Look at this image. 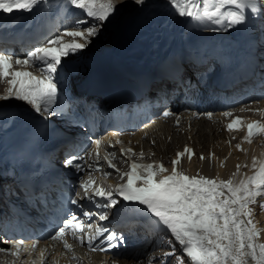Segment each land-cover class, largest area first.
<instances>
[{
  "label": "snow or ice",
  "instance_id": "1",
  "mask_svg": "<svg viewBox=\"0 0 264 264\" xmlns=\"http://www.w3.org/2000/svg\"><path fill=\"white\" fill-rule=\"evenodd\" d=\"M43 2L45 0H0V11L12 13L13 10H23L30 13ZM135 3L142 5L145 0H135ZM70 4L82 10L90 20H76L72 30L65 29L61 35L30 51L24 58L0 53V77H12L7 95L0 96V99L15 98L31 105L37 113L52 112L59 91L56 76L63 62L71 54L85 49L91 42L90 38L98 35L100 28L117 11L116 0H70ZM170 4L181 17L223 25L226 29L245 25L251 14L259 12L264 15V3H258V0H170ZM65 37L72 39L67 41ZM76 38L86 42L80 43ZM13 64L42 66L41 70L46 78H38L29 71H15ZM162 115L169 117L174 114L165 110ZM208 115L211 118V114ZM224 115L233 114L225 112ZM242 126L244 121L236 117L227 125V129L233 131ZM246 127L247 135L244 140L249 144L253 142L254 136L264 135V123L260 121L247 123ZM95 143L99 146L101 141L96 140ZM237 148L243 151L240 145ZM120 152L126 157L133 149H120ZM194 155L193 149L185 147L172 161L170 175H163L169 171L163 164L145 165L133 161L130 170L121 174L122 179L127 177V183L120 184L113 191L95 186V180L90 175L87 181L82 180L80 183V188L84 191V196L80 198L93 201L99 197L104 201L102 207L115 208L120 203L114 198L116 193L123 201L142 206L146 213L170 232L186 253V257L176 258L177 264H183L185 259H189L191 264H249L250 261L264 264V243H258L264 229L257 227L252 218L251 207L257 204V198H264V161L253 157L254 174L234 183L232 178L219 180L199 173L189 176L179 170L184 159L191 162ZM108 156L115 159L116 153L109 152ZM108 156L100 157L97 153L96 159H103L110 168L120 173ZM140 156L143 158L144 153L141 152ZM78 159L83 157H69L65 164L83 171L81 164L74 163ZM200 159L205 157L200 156ZM124 162L128 163L127 159ZM240 167L241 165L236 166L237 172L233 173V177L238 174ZM96 171L101 169L97 168ZM102 175L111 173L102 172ZM71 203L77 204L78 200L72 199ZM93 215H97L100 221L108 219L107 212H84L83 216L87 220L73 215L55 231L52 239L63 241L64 247L72 250L73 246L65 239L67 232L71 230L73 238L92 252H109L118 247L114 241H122L123 237L110 233L106 226L90 223ZM19 244H23V241H19L17 250L11 252L17 257L20 255ZM36 246L37 243L31 245L32 249ZM40 255L43 259L44 252ZM165 255L174 257L175 246ZM73 258L79 259L75 256Z\"/></svg>",
  "mask_w": 264,
  "mask_h": 264
},
{
  "label": "bare ground",
  "instance_id": "2",
  "mask_svg": "<svg viewBox=\"0 0 264 264\" xmlns=\"http://www.w3.org/2000/svg\"><path fill=\"white\" fill-rule=\"evenodd\" d=\"M48 1V0H45ZM64 3L70 4V0H60ZM120 4H124L127 12L124 14L126 19L120 21V25L116 27L115 38L117 41L125 42H137L136 47L138 49L147 46L151 50H159L161 46H165L166 49H172L173 52L177 51L178 48L182 46V36L180 30L188 32V22L185 20V17L178 15L177 11L170 4V0H145V3L140 5L135 3V0H117ZM119 4V7H120ZM36 8V7H35ZM117 9L118 6H117ZM122 9V8H121ZM232 28H227L231 30ZM127 34V36H124ZM109 35V34H108ZM124 36V39L120 36ZM105 36V35H104ZM119 37V38H118ZM103 40V39H102ZM95 41V40H94ZM80 43H83L79 41ZM96 46V45H95ZM132 62L135 61V56H132ZM13 100V99H12ZM10 100L11 104L13 103ZM3 114H0V130L5 131L11 122L9 118L2 119ZM180 129L178 124H154L153 126L145 127L140 129L134 137H123L127 147L131 149H140L142 151H147V154L151 156V153H156L160 157H168L169 154H173L174 151L180 146L183 148L185 145H190L195 147L197 151V157L194 158L191 164L185 163V171L194 174L199 173L202 176L208 178H218L219 180H227L232 178L234 183H239L240 180L245 179L247 176H250L252 169V161L243 163L247 160V156L241 153H237L236 150L232 152V156L226 157L224 152L219 154V150H214V145L218 141L225 139L226 135L223 132L221 122L219 121H208L200 120L194 121L190 127ZM82 135L76 138L75 145L76 148L73 149H64L60 153V159L62 162L69 157H83L85 150H87L88 142L85 139V136L91 135V133L86 130H80ZM99 135L103 138L104 141L110 144H115V139H110L108 133L106 136L103 134L102 130L98 131ZM153 141L155 143H153ZM83 142V143H82ZM85 143V144H84ZM211 149L216 154L213 159H209ZM245 153H249V156H253V148H244ZM199 154L206 155L204 160H201ZM257 156H262L259 154ZM239 158V160H238ZM88 159H78L76 160L77 164H84L87 166ZM223 165V166H221ZM237 165H241L238 174L233 177V173L237 172ZM247 165V167H244ZM74 167V166H73ZM83 170H86V168ZM82 172V171H81ZM79 171L74 167V171L70 174H76ZM253 175V174H252ZM79 181V177H71L68 180V184L75 186ZM23 200V199H22ZM21 200V201H22ZM260 200V198H257ZM6 203V202H5ZM13 202H7L6 206L10 208ZM256 223H259L256 221ZM264 240V232L261 233V236L258 240V243H262ZM124 264H146L144 262H125ZM249 264H254L250 261Z\"/></svg>",
  "mask_w": 264,
  "mask_h": 264
},
{
  "label": "rangeland",
  "instance_id": "3",
  "mask_svg": "<svg viewBox=\"0 0 264 264\" xmlns=\"http://www.w3.org/2000/svg\"><path fill=\"white\" fill-rule=\"evenodd\" d=\"M125 5L124 4H120V8L119 9H121L120 10V14H121V17H122V19H126L125 17L126 16H124V14H126V12H127V10L126 9H123V8H125L124 7ZM119 19V18H118ZM119 24H120V22H118ZM113 26H114V24L111 26V25H106V27H102V28H100V30H99V33H98V35H96V36H94V37H91L90 38V40H91V42L89 43L90 45H92V46H94V45H101L102 44V41L103 40H107V39H109V35H110V32L112 31V29H113ZM109 34V35H108ZM105 35V36H104ZM124 36H127V34H125ZM124 36L122 35V36H120V39L121 38H123L124 39ZM119 38V37H118ZM103 39V40H102ZM95 40V41H94ZM223 140V139H222ZM222 140H220V141H218L217 143H215V145H214V150H219V154L221 155V153L225 150L224 148H225V145H224V143H223V141ZM175 152V151H174ZM226 152V151H225ZM228 152V151H227ZM230 152V151H229ZM214 155V157L216 156V154H213ZM228 154H226V157H229V156H227ZM232 156V155H231ZM238 160H239V158H238ZM258 216V215H257Z\"/></svg>",
  "mask_w": 264,
  "mask_h": 264
},
{
  "label": "water",
  "instance_id": "4",
  "mask_svg": "<svg viewBox=\"0 0 264 264\" xmlns=\"http://www.w3.org/2000/svg\"><path fill=\"white\" fill-rule=\"evenodd\" d=\"M59 166H61V164H59Z\"/></svg>",
  "mask_w": 264,
  "mask_h": 264
}]
</instances>
